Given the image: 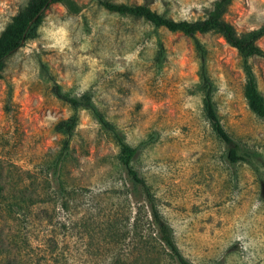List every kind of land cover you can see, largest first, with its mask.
<instances>
[{
  "label": "rangeland",
  "instance_id": "obj_1",
  "mask_svg": "<svg viewBox=\"0 0 264 264\" xmlns=\"http://www.w3.org/2000/svg\"><path fill=\"white\" fill-rule=\"evenodd\" d=\"M73 1L77 14L49 4L32 37L4 61L0 264H175L151 229L126 221L128 203L134 215L145 198L132 192L116 144L87 111L79 113L69 156L53 170L63 139L54 126L72 112L51 93L39 59L65 92L88 94L137 148L133 166L188 260L264 264V120L246 104L236 50L218 33L197 35L217 115L241 152L254 154L257 174L225 160L227 148L203 110L189 37L109 12L96 0ZM107 1L195 21L215 0ZM27 2L0 0V33ZM224 18L238 33L257 29L264 0H234ZM258 45L264 50V38ZM249 63L264 98V61Z\"/></svg>",
  "mask_w": 264,
  "mask_h": 264
},
{
  "label": "trees",
  "instance_id": "obj_2",
  "mask_svg": "<svg viewBox=\"0 0 264 264\" xmlns=\"http://www.w3.org/2000/svg\"><path fill=\"white\" fill-rule=\"evenodd\" d=\"M48 1L49 0H28L27 4L13 16L11 21L0 33V79L2 78L6 57L17 50L23 42L32 37L36 26L42 20L43 13L30 27L29 24L45 6L46 8L49 6V4H47ZM96 1L109 12L116 13L120 16L142 18L155 28H163L170 33H181L192 40L199 62L198 87L203 95V110L214 134L227 148L224 154L225 160L229 164H236L239 162L246 163L252 167L254 173H259L254 165V154L248 151L241 152V148L237 144H234L232 137L221 124L213 101L215 87L207 70L206 50L201 41L197 38V35L211 32L218 33L226 43L236 50L240 57L241 69L245 78L243 94L246 104L256 117L264 120V98L259 91L257 78L249 63V60L253 57L260 58L264 61V50L258 45V41L264 38V23L257 29L238 33L224 18L228 11V7L234 0H215L208 15L203 19L195 21L174 20L155 12L147 4L131 5L125 3H112L107 0ZM51 3L61 4L70 14H77L80 12V7L73 0H52ZM162 59L163 47L159 44L157 60L160 63ZM38 65L41 73L52 83L51 93L53 96L67 105L72 112L68 118L58 121L54 126V131L60 134L63 139L58 150L57 159L52 166L53 170L59 168L66 157L69 156L71 139L79 123V113L80 111H87L116 144L118 148V161L125 171L132 187V192H142L145 198V204L143 206L139 205L134 215L132 213L131 203H128L129 216H127L126 221L131 223L130 226L132 229H139L143 226H147V228L151 229L152 232L155 233V240L168 251L170 258L175 264H195L181 253L176 244L172 228L164 220L158 210L154 195L151 193L145 180L140 177L139 173L134 168L133 162L137 154V148L132 147L126 142L124 135L117 126L106 118L105 114L99 110L88 94H84L80 97L70 95L55 81L50 74L48 66L41 59L38 60ZM142 209L145 210V214L143 215ZM211 264L221 263L214 262Z\"/></svg>",
  "mask_w": 264,
  "mask_h": 264
},
{
  "label": "water",
  "instance_id": "obj_3",
  "mask_svg": "<svg viewBox=\"0 0 264 264\" xmlns=\"http://www.w3.org/2000/svg\"><path fill=\"white\" fill-rule=\"evenodd\" d=\"M52 0H49L47 4H50ZM46 6L31 20L29 27L37 20V18L44 12Z\"/></svg>",
  "mask_w": 264,
  "mask_h": 264
}]
</instances>
